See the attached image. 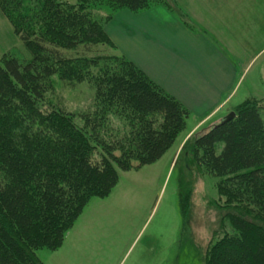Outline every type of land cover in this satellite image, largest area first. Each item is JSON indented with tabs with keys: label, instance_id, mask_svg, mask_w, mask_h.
<instances>
[{
	"label": "trees",
	"instance_id": "obj_1",
	"mask_svg": "<svg viewBox=\"0 0 264 264\" xmlns=\"http://www.w3.org/2000/svg\"><path fill=\"white\" fill-rule=\"evenodd\" d=\"M103 1L133 13L166 5ZM0 15L30 56L0 61V264H44L36 252L62 245L89 201L115 187L117 170L165 155L188 112L125 57L79 55L113 47L83 2L0 0ZM52 77L89 83L90 110L49 107ZM256 103L242 102L193 141V159L234 208L223 216L230 231L208 246L204 264H264V122Z\"/></svg>",
	"mask_w": 264,
	"mask_h": 264
},
{
	"label": "rangeland",
	"instance_id": "obj_2",
	"mask_svg": "<svg viewBox=\"0 0 264 264\" xmlns=\"http://www.w3.org/2000/svg\"><path fill=\"white\" fill-rule=\"evenodd\" d=\"M59 1L83 2L111 34L114 21L128 25L127 17L103 0ZM236 1L240 7L234 6L232 11L241 12L230 17L235 25L231 26L232 33H242L244 26L247 27V38L256 42L255 51L263 52L256 55L244 74L242 85L220 113L201 119L180 103L187 110L188 118L165 155L138 169L117 170V184L108 196L94 198L90 206H86L74 229L80 230L79 239L82 247L87 248L89 264H204L208 246L222 231H230L223 216L233 211V205L227 203L226 196L218 190V178L206 174L197 165L192 151L198 135L218 124L246 100L257 101L264 122V0ZM164 2L166 5L150 8L162 7L179 13L176 0ZM251 33H255L257 39H250ZM119 39V46L127 48V34H122ZM111 42L113 47L110 49L99 46L90 53L79 55L93 56L104 52L120 55L117 43ZM7 54L22 62L30 60L12 25L0 15V61ZM93 96V88L87 82L67 83L52 77L45 101L51 108L77 116L90 110ZM76 123L83 124L80 118H76ZM36 256L40 260H49L53 258V252L42 249Z\"/></svg>",
	"mask_w": 264,
	"mask_h": 264
},
{
	"label": "crops",
	"instance_id": "obj_3",
	"mask_svg": "<svg viewBox=\"0 0 264 264\" xmlns=\"http://www.w3.org/2000/svg\"><path fill=\"white\" fill-rule=\"evenodd\" d=\"M176 4L179 13L162 7L137 13L120 10L118 13L128 19L127 27L114 21L112 34L107 26L104 30L117 43L121 56L197 118L213 116L236 94L250 64L263 50L255 51L257 45L247 38V27L242 33H232L230 17L241 12L232 11L234 6L240 7L236 0H176ZM260 17L262 21L263 14ZM122 34H127V48L119 46ZM249 38L257 39L255 33ZM82 213L62 245L53 251V258H39L41 262L89 264L87 248L79 239L80 230L74 229Z\"/></svg>",
	"mask_w": 264,
	"mask_h": 264
},
{
	"label": "water",
	"instance_id": "obj_4",
	"mask_svg": "<svg viewBox=\"0 0 264 264\" xmlns=\"http://www.w3.org/2000/svg\"><path fill=\"white\" fill-rule=\"evenodd\" d=\"M225 118V117H224Z\"/></svg>",
	"mask_w": 264,
	"mask_h": 264
}]
</instances>
